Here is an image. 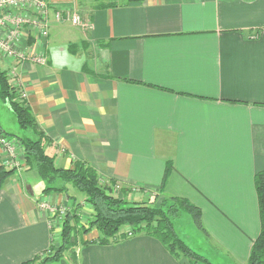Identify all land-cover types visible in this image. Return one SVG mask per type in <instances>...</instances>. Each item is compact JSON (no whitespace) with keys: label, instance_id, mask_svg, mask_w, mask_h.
Returning <instances> with one entry per match:
<instances>
[{"label":"crops","instance_id":"1","mask_svg":"<svg viewBox=\"0 0 264 264\" xmlns=\"http://www.w3.org/2000/svg\"><path fill=\"white\" fill-rule=\"evenodd\" d=\"M43 1L48 35L27 26L17 48L47 63L15 61L9 79L25 91L46 151L61 167L88 164L132 198L135 188L149 198L185 197L202 211L201 253L213 264H247L262 233L254 177L264 171V0ZM56 10L79 11L88 25L56 22ZM0 67L8 68L1 55ZM23 173L0 190V264L45 253L61 232L49 208L72 203L67 192L44 193V181L36 195ZM47 264L191 262L132 234L80 242Z\"/></svg>","mask_w":264,"mask_h":264},{"label":"trees","instance_id":"2","mask_svg":"<svg viewBox=\"0 0 264 264\" xmlns=\"http://www.w3.org/2000/svg\"><path fill=\"white\" fill-rule=\"evenodd\" d=\"M24 92L11 84L7 70L0 67V96L2 100L14 113L21 129L38 128L39 124L27 97L23 96ZM43 136L41 132L36 139L19 137L18 143L24 150L23 159L27 166L26 168L23 166L22 170L18 171L23 172L36 168L41 180L45 183L44 193L67 192L65 185H61L60 182H69L86 193L85 203L91 208V216L88 220L90 226L84 228L83 233L87 234L95 228L100 235L97 239L92 240H83L82 237L81 242L84 245L116 243L132 234H145L158 239L174 256L187 257L191 264H213L209 257L187 245L175 230L174 214L178 211H188L192 214L197 229L206 236L207 230L203 226L202 211L199 206L185 197L178 196L165 198L160 202V205H156L154 201L150 200H138L132 197L129 200L118 194L115 195L116 186H118L117 180L112 179L109 184H100L98 172L88 164L76 162L68 168L57 165L55 158L46 151ZM16 171L17 168L0 163V190L5 181L13 176ZM170 171L171 164L167 162L161 190ZM254 184L259 204L262 233L251 247L247 264H264V171H258L255 174ZM120 190L127 195L130 193L127 188ZM69 198L72 207L61 218V232L58 242L54 241L45 253L25 261L23 264L57 262L64 258L67 251L78 245L79 229L76 225L79 224L81 217L80 207H82V203L76 202L74 200L76 198L71 195ZM157 198L158 195H155L154 200ZM199 248L201 250L200 246Z\"/></svg>","mask_w":264,"mask_h":264},{"label":"rangeland","instance_id":"3","mask_svg":"<svg viewBox=\"0 0 264 264\" xmlns=\"http://www.w3.org/2000/svg\"><path fill=\"white\" fill-rule=\"evenodd\" d=\"M77 13H79V11H77ZM81 17H82V15H81ZM84 23H86V21ZM64 28H66V30L70 33H77L78 32V29L74 28L70 22L65 23ZM14 77H11V78H14ZM1 111H3V113L0 116V119L2 121V124L4 125L5 130L0 127V132L3 134V137L7 141H9L10 146L12 145V142H13L14 147H15L16 152H17V157L15 159L17 161H19L24 166V168H26L27 165L24 164L25 161L23 159V151L24 150L20 147V145L18 143L19 142L18 139H19V137H30L32 139L38 138L39 134L36 133V131H37V129H40V126L38 125L39 126L38 128L31 127L28 130L21 129L19 127L17 121H16V117H15L14 113L9 108V106L2 100V98L0 96V114H1ZM10 112H12V113H10ZM6 149L7 148L4 149V146L0 145V153L3 154L4 164L9 166V167L17 168L16 165H13V164L11 165L10 153ZM17 170H18V168H17ZM23 170H25V169H23ZM22 179L28 180L30 182V185H32V190L35 189V191H36V195L41 192L39 190V188H37V186L39 184H42L43 181L41 180L36 168H32V169H29L27 171H24V173L22 174ZM99 183L104 185V184H106V180L100 178ZM64 184H65L67 193L69 195H71L72 197L76 198V202L85 203L86 193L83 190H81L78 187H75L73 184H71L69 182H65ZM119 187L122 189V187L119 185V186H116V190H118ZM127 189H128V191H131L130 188H127ZM135 189L136 190L132 191V192H134L136 197H137V193L139 194V196L137 198L138 200H150V201H154L156 203V205H160V202L163 199L167 198L163 195L161 196V195L157 194L158 198L156 200H154L155 195L153 197L149 198V196H150L149 194L140 193L141 190L139 188H135ZM116 190H115V195L118 194L120 196H123L124 198L129 199V200L132 199L130 195H127L126 193H122V192H117ZM71 204L72 203H70L69 205L67 204V205H58V206H66L68 208V211H69L72 207ZM82 206H83V204H82ZM90 212L91 211H89V209L87 207H85V206L80 207L81 217L79 220V224L76 225L77 228L79 229V231L77 230L79 232L78 233L79 234V237H78L79 243L82 241L81 240L82 235H84L83 229L90 226V222L88 221L90 216H91V215L90 216L88 215ZM173 218H175L174 219V225H175V230H176L178 236L181 239H183L187 243V245H190L193 249L197 250L198 252H201V250L199 248V244L202 241L203 236L200 233L201 230L197 229L192 214L188 211H178V213L174 214ZM93 229H95V228H93ZM56 237H58L57 239H59V235L58 236L56 235ZM87 239L92 240V238H90V237H88ZM56 242H58V241H56ZM74 249H75V247L71 248L70 250L74 251Z\"/></svg>","mask_w":264,"mask_h":264},{"label":"built area","instance_id":"4","mask_svg":"<svg viewBox=\"0 0 264 264\" xmlns=\"http://www.w3.org/2000/svg\"><path fill=\"white\" fill-rule=\"evenodd\" d=\"M24 4H30L38 12L39 17L33 18V13L22 12L21 6ZM54 19L56 22L71 21L77 26H87L84 23L81 15L77 13H71L69 11L56 10L54 12ZM49 7L43 0H0V55L1 59L8 65L7 73L9 77H14L16 74L15 68H13L15 61H22L30 59L31 61L39 64H46L47 59L44 56L33 57L27 56L25 52H21L17 48V40L20 30L27 26L36 27L41 30L44 36L48 35L49 27ZM24 97L26 93L23 94ZM0 145L4 146V149L10 153L11 165H16L18 170H22L23 165L17 161V152L12 142L10 146L3 134L0 132ZM49 208V207H48ZM54 214V218L58 217L61 223V218L67 213L68 208L66 206H54L49 208Z\"/></svg>","mask_w":264,"mask_h":264}]
</instances>
